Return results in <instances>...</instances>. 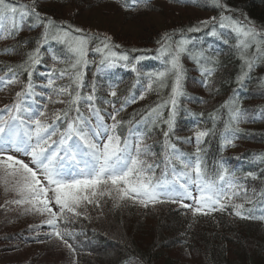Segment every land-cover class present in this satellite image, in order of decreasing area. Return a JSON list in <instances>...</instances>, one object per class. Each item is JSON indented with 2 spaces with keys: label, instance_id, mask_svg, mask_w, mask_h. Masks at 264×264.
I'll list each match as a JSON object with an SVG mask.
<instances>
[{
  "label": "trees",
  "instance_id": "16d2710c",
  "mask_svg": "<svg viewBox=\"0 0 264 264\" xmlns=\"http://www.w3.org/2000/svg\"><path fill=\"white\" fill-rule=\"evenodd\" d=\"M8 2L31 4L32 0ZM37 2L42 14L54 18L58 23H71L89 33L94 38L92 48L100 45L104 36L111 37V53H115L112 60H116L114 66L99 71L100 64L97 65L101 60L97 54L100 53L90 51V63L81 69L84 74L81 91L84 95L91 93V85L95 82L97 107L107 109L110 113L113 104H105L104 101L114 102L116 109H121L123 105L118 119L122 118L125 122L121 129L125 136L129 135V129L136 134L144 132L145 125L137 123L141 116L161 100H167L170 95L171 79L166 88H161L158 82L153 83L151 79L166 67L164 57L156 52L158 41L165 33L172 34L173 41H188V52L181 57L185 96L181 98V105L175 116L171 141L180 151L192 154L196 148L194 132L210 130L211 134L201 143V156L210 171L226 167L230 174L228 178L239 182V195L233 202L244 204L246 218L237 217L231 208L208 215H193L178 203L150 204L145 208L130 200L119 201L104 196L99 198V206L87 204L77 209L81 215L74 219V223L65 225L62 221L59 222L61 228L67 227L73 232L69 241L75 245L76 251L73 254L60 240L54 236L49 238V227H41L47 219L46 215L25 212L24 206L6 203L18 197L13 192L6 191L0 182V264H42V259L31 260L33 250L37 246L53 249L56 244L65 248L61 258L73 259L71 262L75 261L76 264H173V261L177 264V259L182 258L178 255L180 249L192 251L199 256V262L193 264H264V219H261L264 217V60L256 61L242 86L237 82L244 66L242 57L253 58L257 48L264 53V0H219L220 7L215 6L213 0H147V3L141 0ZM161 4L207 10L212 13L209 14L211 18L216 19L207 26L201 25V20H196V17L193 20L179 19L174 22L175 25L163 23L154 26L146 18L157 13ZM64 7L69 8L72 14H67ZM82 7L93 11L92 15L84 16ZM222 16L232 18L223 21V28L220 27ZM121 19L146 22L147 26L153 27L133 30L135 37L129 40L126 39V34L131 31V24L125 30L118 31L124 23ZM233 21L254 26L258 35L252 38L237 33L233 29ZM198 25L199 31H188L190 27ZM42 31V27L29 28L25 25L15 40L0 39V76L9 75L7 68L18 65L25 54L36 47ZM213 31L215 35H212ZM115 45L120 47L116 48ZM5 48H10L9 53L2 51ZM42 54L45 63L37 66L33 75V83L37 86L47 83L46 77L52 67L66 66L53 61V54L66 59L69 56L66 46L54 42L46 44ZM125 54L136 64L138 71H131V64L125 66L118 59ZM209 60L218 63L213 66ZM206 68H213L210 77L202 75ZM205 80L210 81L208 86H205ZM68 83L66 77L56 81L57 85ZM150 83L153 85L151 89ZM26 85L25 73L20 82L0 86V109L15 103L16 93ZM37 91H43L47 96L49 90L37 87ZM112 91L117 92L116 97L111 96ZM141 93L144 95L143 99L139 98ZM133 95L137 97L136 101L125 104ZM234 98L243 114L238 122H232L231 129L238 128L239 132L230 145L222 148L223 137L229 135L226 125L232 114L230 105ZM62 99L67 97L52 94L51 101L47 98L41 101L42 104H51L47 107L49 119L57 110L67 107L66 104L56 102ZM225 102H228L227 106ZM81 107L87 115L86 106L82 104ZM162 111L164 119H167L168 107ZM106 122L112 123L110 118ZM166 130L167 126L163 123L154 128L149 125L144 141L150 146L151 153L155 154H150L149 162L160 165L155 170L159 179H164L166 151L163 133ZM184 138H193L192 143H183ZM231 149L239 151L233 153ZM168 173L167 179H174L170 166ZM249 173L252 175H248ZM22 221L29 223H21ZM18 223L21 224L16 225ZM259 231L263 234L261 238L257 235ZM192 252L191 259L195 257ZM61 258L53 257V260L58 263L65 261H61Z\"/></svg>",
  "mask_w": 264,
  "mask_h": 264
},
{
  "label": "snow or ice",
  "instance_id": "6c2138e0",
  "mask_svg": "<svg viewBox=\"0 0 264 264\" xmlns=\"http://www.w3.org/2000/svg\"><path fill=\"white\" fill-rule=\"evenodd\" d=\"M141 2L147 3V0ZM213 3L217 7L221 6L219 0H213ZM215 19L213 17L210 21L200 23L207 26ZM225 19L232 18L222 16L221 28L225 27ZM25 25L29 28L42 27L36 47L28 51L18 65L7 68L9 75L0 76L2 86L5 83L16 84L23 74L27 75V85L16 93V102L0 109V182L6 191L14 192L18 197L6 203L24 206L25 212L46 215L47 219L41 227H49V238L54 236L73 254L76 251L75 245L69 242L73 232L67 227L61 228L59 222L62 221L65 225L74 223V219L81 215L77 209L87 204L99 206V198L104 196L119 201L130 200L145 208L150 204L178 203L193 215H208L231 208L234 215L246 218L244 204L233 202L239 195V182L228 178L230 174L226 167L210 171L201 156V143L211 134L210 130L194 132L196 148L192 154L180 151L171 141L175 116L181 105V98L185 96L181 57L188 52L187 40L176 42L173 41L172 34L165 33L158 41L156 52L164 57L166 67L151 79L153 83L158 82L161 88H166L171 79L170 95L167 100H161L141 116L137 123L145 125L144 132L136 134L129 129V135L125 136L121 131L125 122L122 118L118 119L123 105L121 109H116L114 102L104 101L105 104H113L110 113L107 109L97 107L95 82L91 85V93L84 95L81 91L84 86L81 69L90 63V51L104 56L101 64L112 66L108 55L115 57V53H111V37L104 36L101 44L92 48L94 38L89 33L71 23H58L54 18L42 14L37 0H32L31 4L0 0V39L15 40ZM232 26L234 31L245 37L255 38L258 35L254 26H245L239 21H233ZM199 30V25L188 29L189 32ZM215 34L213 31L212 35ZM50 42L66 46L69 56L66 59L53 54V61L66 66L52 67L46 77L47 83L37 86L33 83L34 69L45 63L42 49ZM2 51L7 54L10 48ZM118 59L125 66L131 64V71H138L128 55H121ZM242 59L244 66L237 78L241 86L249 77L256 61L264 60V53L257 48L253 58ZM199 62L198 59L197 63ZM209 62L213 66L218 63L215 60ZM212 74L213 68H206L202 73L206 77ZM65 77L69 80L67 85L56 84L57 79ZM209 83V80L204 81L205 86ZM152 86L150 83L149 89ZM37 87L49 90L47 96L45 92L37 91ZM52 94L66 96L67 99L56 102L66 104L67 107L57 110L49 119L47 103L42 104L41 101L45 98L51 101ZM110 94L117 96L116 91ZM139 98H144L143 93ZM136 99L133 95L125 104L135 102ZM225 103L227 106L228 102ZM82 104L86 106L87 115L82 110ZM165 107H168L167 119H164L162 111ZM230 107L232 114L226 125L229 135L223 137L222 148L230 145L239 132L238 128L231 129V124L238 122L243 114L235 98ZM108 118L111 119V124L106 122ZM160 123L167 126L163 133L166 151L164 179L156 177L155 170L160 165L149 162L150 154H155L144 143L149 125L154 128ZM192 140L193 138H184L183 143H192ZM169 166L174 176L172 180L167 179ZM248 175L251 176L252 173ZM73 264L76 262L73 261Z\"/></svg>",
  "mask_w": 264,
  "mask_h": 264
},
{
  "label": "rangeland",
  "instance_id": "374dc122",
  "mask_svg": "<svg viewBox=\"0 0 264 264\" xmlns=\"http://www.w3.org/2000/svg\"><path fill=\"white\" fill-rule=\"evenodd\" d=\"M67 1H69V0H67ZM76 1H79V0H76ZM78 3H81V2H78ZM64 9H65V12L67 14H72L71 12H69L70 11L69 8L64 7ZM157 10H158L157 13L152 14V16L149 15V17L146 18L148 20V22L154 26H159L160 24L162 25L163 23H167V24L172 23L173 25H175L174 22L179 20V19H181V20H191L192 19L193 20L195 17H196V20L207 21V20L211 19L210 15L212 14L210 11L203 10V9L200 10L199 8L185 7V6L182 8V7H178L175 5L173 6L170 4H161L160 8H158ZM92 13H93V11H90V10L88 11L87 8L82 7V14L84 16H90V15H92ZM121 20H123V19H121ZM123 21H124V23L121 25L120 28H118V31L125 30L126 27H128L129 23H130L131 26L129 27V29L131 31L127 32V34H126V36H128V38H126V39H129V40H133L135 37L134 36L135 33L133 32V30H140L141 28L143 30V28H145V27H148V29L153 27V26H149V25L147 26L146 22L145 23H143V22L137 23V21L133 20V19H127V20H123ZM119 29H121V30H119ZM119 34H123V33H119ZM97 56H100V60L104 59V56L102 54H100V55L97 54ZM109 59L112 60L113 57L109 56ZM114 62L115 61L112 60V66H114ZM99 64H100L99 71H102L104 69H110L109 67H111L107 63H104V64L98 63L97 66H99ZM49 106H51V104L48 102L47 107H49ZM141 124H143V123H141ZM231 151L234 153V152H238L239 150L238 149H234V150L231 149ZM188 202L190 203V201H188ZM21 223L27 224V223H29V221H22ZM21 223H18L16 225H19ZM16 227H18V226H16ZM257 233H258L257 235H259L260 238H261V236H263V234H261V231H259ZM232 246H233V244H232ZM229 248H230V246H229ZM64 250H65V248H63V246H61L59 244H56L53 249H49L46 246H37L33 250V254L31 255V260L37 261V260L42 259V264H73V262H71L73 259L72 260H69V259L65 260V259L61 258L63 256L62 251H64ZM191 252L192 251H188V250H186V252H185L183 249H180L179 253L178 252L177 253L182 258L177 259L176 263L179 262L177 264H193V263H196V261L199 262L200 258L194 252H192V253L195 257H193L191 259V257H190ZM173 255H175V254L173 253ZM53 257L57 258V259L60 257L61 261L65 260L67 262H65V261L60 262V263L55 262L53 260ZM172 261H173V259H172ZM174 263L175 262L173 261V264Z\"/></svg>",
  "mask_w": 264,
  "mask_h": 264
}]
</instances>
